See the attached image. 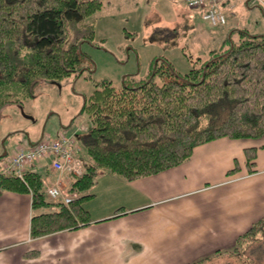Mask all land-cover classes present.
<instances>
[{
  "label": "trees",
  "instance_id": "1",
  "mask_svg": "<svg viewBox=\"0 0 264 264\" xmlns=\"http://www.w3.org/2000/svg\"><path fill=\"white\" fill-rule=\"evenodd\" d=\"M103 1L0 0V88L17 82L32 96L38 82L84 69L80 44L93 39L95 23L88 17ZM240 31L237 41L211 49L207 59L185 72L159 55L148 77L136 85L97 82L81 109L91 121L81 136L88 160L83 173L66 184L68 200L49 197L36 171L20 177L0 170V195L30 193V235L89 223L83 202L93 196L89 190L100 170L129 181L183 162L203 142L263 135L264 32ZM245 154L252 170L255 149L246 148ZM263 237L264 216L237 236L233 249Z\"/></svg>",
  "mask_w": 264,
  "mask_h": 264
},
{
  "label": "crops",
  "instance_id": "2",
  "mask_svg": "<svg viewBox=\"0 0 264 264\" xmlns=\"http://www.w3.org/2000/svg\"><path fill=\"white\" fill-rule=\"evenodd\" d=\"M234 3L221 0L219 8ZM193 8L202 20L203 9ZM246 148L255 149L252 170ZM36 165L44 180L58 176L47 161L38 162L42 172ZM89 192V223L32 237L30 193L4 191L0 264H190L203 257L196 264H226L236 237L264 216V134L203 142L183 162L129 181L100 170ZM255 247L264 238L252 254Z\"/></svg>",
  "mask_w": 264,
  "mask_h": 264
},
{
  "label": "rangeland",
  "instance_id": "3",
  "mask_svg": "<svg viewBox=\"0 0 264 264\" xmlns=\"http://www.w3.org/2000/svg\"><path fill=\"white\" fill-rule=\"evenodd\" d=\"M233 1L224 11L226 23L212 25L184 0H104L88 17L95 23L93 39L80 44L84 69L38 82L32 96L17 82L0 88V168L19 145L72 133L81 146L76 155L88 160L81 136L91 121L81 109L95 84L136 85L148 77L159 55L182 73L207 59L211 49L237 41L240 30L264 32V0ZM252 244L229 250L235 259L227 255L226 264H264V247H255L252 254Z\"/></svg>",
  "mask_w": 264,
  "mask_h": 264
},
{
  "label": "built area",
  "instance_id": "4",
  "mask_svg": "<svg viewBox=\"0 0 264 264\" xmlns=\"http://www.w3.org/2000/svg\"><path fill=\"white\" fill-rule=\"evenodd\" d=\"M189 7H201L202 17L212 25L226 22L225 13L219 8L221 0H184ZM78 145L74 133L56 136L48 140H38L27 146L19 145L6 159L1 171L14 173L22 177L26 170L33 171L39 161H47L58 176L54 180H45V192L53 199L68 200L70 196L64 189L65 183L60 176L67 173L78 176L83 173L82 161L77 157Z\"/></svg>",
  "mask_w": 264,
  "mask_h": 264
}]
</instances>
